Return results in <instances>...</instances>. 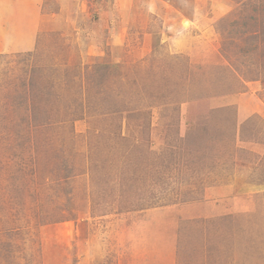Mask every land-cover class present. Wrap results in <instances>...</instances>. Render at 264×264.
<instances>
[{"label":"rangeland","instance_id":"obj_1","mask_svg":"<svg viewBox=\"0 0 264 264\" xmlns=\"http://www.w3.org/2000/svg\"><path fill=\"white\" fill-rule=\"evenodd\" d=\"M15 29L0 264H264V0H0Z\"/></svg>","mask_w":264,"mask_h":264},{"label":"crops","instance_id":"obj_2","mask_svg":"<svg viewBox=\"0 0 264 264\" xmlns=\"http://www.w3.org/2000/svg\"><path fill=\"white\" fill-rule=\"evenodd\" d=\"M15 34L17 32V30L15 29ZM0 34H3L2 32H0ZM7 35H13V34H10L8 31H7ZM7 35L3 36V37H7ZM18 38V37H17ZM16 38H14L15 40ZM4 43V41H3ZM33 41L31 43V46H28L26 48H28V50H30L31 48H33ZM20 49H24V48H20ZM13 50V49H11ZM244 97H242L238 103V118L241 122H244L246 121L248 118L252 117L254 114L255 115H258V116H261L262 118H264V107H261L260 105H256V104H248L247 107L245 106V102H249V100H254V97L253 95H250V93L246 94V95H243ZM243 101V102H242ZM251 103V102H250ZM255 128V126H254ZM253 128V129H254Z\"/></svg>","mask_w":264,"mask_h":264},{"label":"bare ground","instance_id":"obj_3","mask_svg":"<svg viewBox=\"0 0 264 264\" xmlns=\"http://www.w3.org/2000/svg\"><path fill=\"white\" fill-rule=\"evenodd\" d=\"M24 17H26V15L24 16ZM24 19V18H23ZM36 20V19H35ZM35 23V24H34ZM32 25L36 28L37 27V22L35 21ZM33 26H29V27H32L33 28ZM22 29H23V26H21V28H20V30L22 31ZM21 31L20 32H17L15 35H13L12 37H10L8 40H7V42H5L4 44H1L2 45V47L0 46V49L1 48H3V49H17V48H14V46L13 45H10L9 43H10V41L11 40H14V38H16V40H19L21 43L20 44H18V47H23V48H26V47H28V46H31V43H32V38H33V36L31 37V36H29V38H27V37H24L23 35H22V33H21ZM18 37V38H17ZM33 46V45H32Z\"/></svg>","mask_w":264,"mask_h":264},{"label":"trees","instance_id":"obj_4","mask_svg":"<svg viewBox=\"0 0 264 264\" xmlns=\"http://www.w3.org/2000/svg\"><path fill=\"white\" fill-rule=\"evenodd\" d=\"M0 57H2V55H0Z\"/></svg>","mask_w":264,"mask_h":264}]
</instances>
